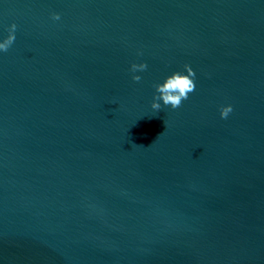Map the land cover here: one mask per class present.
Segmentation results:
<instances>
[{
    "label": "water",
    "instance_id": "water-1",
    "mask_svg": "<svg viewBox=\"0 0 264 264\" xmlns=\"http://www.w3.org/2000/svg\"><path fill=\"white\" fill-rule=\"evenodd\" d=\"M12 23L0 264H264V0H0Z\"/></svg>",
    "mask_w": 264,
    "mask_h": 264
},
{
    "label": "clouds",
    "instance_id": "clouds-1",
    "mask_svg": "<svg viewBox=\"0 0 264 264\" xmlns=\"http://www.w3.org/2000/svg\"><path fill=\"white\" fill-rule=\"evenodd\" d=\"M60 13H52L53 20H60ZM16 29L17 25L12 23L8 28L9 35L0 41V51L7 52L9 48L14 44L16 39ZM148 68L147 62L143 63H133L131 65L130 71L132 73H137L138 71H145ZM184 71H175L168 75L162 83H157L154 85L156 89V95L152 102V109L159 112L162 108L161 101L163 105L171 106L172 109L179 108L184 100H187L189 94L194 92L196 89V72L191 67L190 64H185ZM132 79L136 82L141 81L142 77L140 75H133ZM233 111V106L231 104L222 106L220 109V115L222 119H227L229 114Z\"/></svg>",
    "mask_w": 264,
    "mask_h": 264
}]
</instances>
